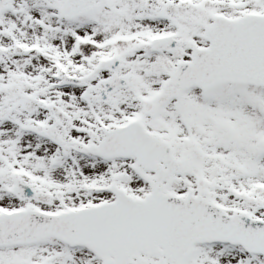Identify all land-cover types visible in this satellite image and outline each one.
Here are the masks:
<instances>
[{"label": "snow or ice", "instance_id": "obj_1", "mask_svg": "<svg viewBox=\"0 0 264 264\" xmlns=\"http://www.w3.org/2000/svg\"><path fill=\"white\" fill-rule=\"evenodd\" d=\"M0 264H264V0H0Z\"/></svg>", "mask_w": 264, "mask_h": 264}]
</instances>
